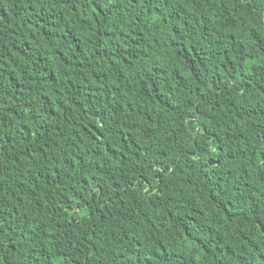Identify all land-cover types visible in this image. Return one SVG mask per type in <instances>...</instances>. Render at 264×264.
I'll return each instance as SVG.
<instances>
[{
  "label": "trees",
  "instance_id": "1",
  "mask_svg": "<svg viewBox=\"0 0 264 264\" xmlns=\"http://www.w3.org/2000/svg\"><path fill=\"white\" fill-rule=\"evenodd\" d=\"M0 264H264V0H0Z\"/></svg>",
  "mask_w": 264,
  "mask_h": 264
}]
</instances>
